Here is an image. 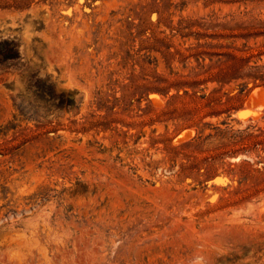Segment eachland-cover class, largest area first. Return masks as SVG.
I'll use <instances>...</instances> for the list:
<instances>
[{
  "label": "rangeland",
  "instance_id": "374dc122",
  "mask_svg": "<svg viewBox=\"0 0 264 264\" xmlns=\"http://www.w3.org/2000/svg\"><path fill=\"white\" fill-rule=\"evenodd\" d=\"M257 90L264 0H0V264H264Z\"/></svg>",
  "mask_w": 264,
  "mask_h": 264
},
{
  "label": "bare ground",
  "instance_id": "6f19581e",
  "mask_svg": "<svg viewBox=\"0 0 264 264\" xmlns=\"http://www.w3.org/2000/svg\"><path fill=\"white\" fill-rule=\"evenodd\" d=\"M247 107L248 110L242 114V119L246 120L249 116L258 118L264 110V91L257 90L250 95L247 100Z\"/></svg>",
  "mask_w": 264,
  "mask_h": 264
},
{
  "label": "trees",
  "instance_id": "16d2710c",
  "mask_svg": "<svg viewBox=\"0 0 264 264\" xmlns=\"http://www.w3.org/2000/svg\"><path fill=\"white\" fill-rule=\"evenodd\" d=\"M212 70V68H210L208 71H211ZM224 74H220L218 77H219V79L220 78H223L224 76H223ZM224 79V78H223ZM186 95H188V93L186 92ZM204 98H207L208 99V101H209V104H208V106L210 107V108H214L216 105H219L218 103H214V104H211V97L210 96H206V97H204Z\"/></svg>",
  "mask_w": 264,
  "mask_h": 264
}]
</instances>
